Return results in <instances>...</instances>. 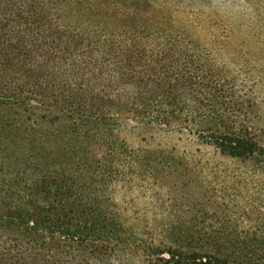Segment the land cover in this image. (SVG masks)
Listing matches in <instances>:
<instances>
[{
	"label": "trees",
	"instance_id": "obj_1",
	"mask_svg": "<svg viewBox=\"0 0 264 264\" xmlns=\"http://www.w3.org/2000/svg\"><path fill=\"white\" fill-rule=\"evenodd\" d=\"M208 1L0 0V264H264L260 82L196 38ZM131 122L245 168L214 171L215 224L118 202L211 164L130 146Z\"/></svg>",
	"mask_w": 264,
	"mask_h": 264
},
{
	"label": "rangeland",
	"instance_id": "obj_2",
	"mask_svg": "<svg viewBox=\"0 0 264 264\" xmlns=\"http://www.w3.org/2000/svg\"><path fill=\"white\" fill-rule=\"evenodd\" d=\"M192 14L199 17L190 25L203 46L217 53L219 62L232 67H245L252 80L260 82L261 112L264 116V0H209L191 7ZM53 114L55 110L50 111ZM264 123V118L262 119ZM264 125V124H263ZM122 137L134 147L174 152L177 163L195 160L209 161V168L196 174L179 171L159 177L156 187L142 192H130L121 187L116 192L120 204L140 210H149L147 220H187L200 226L215 224L223 195L233 198L235 192L224 191L214 171H226L227 185L245 168L237 162L222 159L213 148L199 143L195 138L175 132H162L146 126L129 123ZM193 174V175H192Z\"/></svg>",
	"mask_w": 264,
	"mask_h": 264
}]
</instances>
